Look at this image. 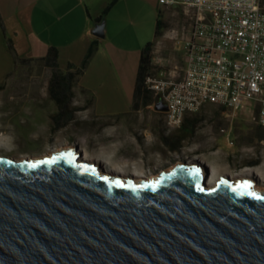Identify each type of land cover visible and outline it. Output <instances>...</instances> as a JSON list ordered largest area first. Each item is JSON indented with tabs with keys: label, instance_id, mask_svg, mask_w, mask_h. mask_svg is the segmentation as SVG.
I'll use <instances>...</instances> for the list:
<instances>
[{
	"label": "water",
	"instance_id": "water-1",
	"mask_svg": "<svg viewBox=\"0 0 264 264\" xmlns=\"http://www.w3.org/2000/svg\"><path fill=\"white\" fill-rule=\"evenodd\" d=\"M79 156L0 155V264H264V194L244 180L183 162L147 182Z\"/></svg>",
	"mask_w": 264,
	"mask_h": 264
},
{
	"label": "rangeland",
	"instance_id": "rangeland-1",
	"mask_svg": "<svg viewBox=\"0 0 264 264\" xmlns=\"http://www.w3.org/2000/svg\"><path fill=\"white\" fill-rule=\"evenodd\" d=\"M161 13L164 23L162 35L157 39L154 37L155 21L150 25L136 23L132 28L119 25L117 33L95 39L97 43L91 52L76 48L58 53L55 70L59 74H67L68 65L72 66V72H78L69 102L71 100L80 108L76 111V118L55 133L50 129V115L56 112V105L49 94L53 72L40 62L48 50L38 47L34 35L24 31L25 24L21 18L12 22L0 19L1 155L12 153L13 156L7 157L34 159L65 148L77 152L82 148L89 157L101 159L97 161L100 166L124 171L125 175L128 172L141 173L146 179L157 177L183 162L201 167L196 159L187 156L165 166L138 167L142 147L136 137L138 130L132 128L136 123L137 128L143 129L145 118L154 112L153 105L148 108L140 106L141 116L137 120L133 107L141 50L147 43L153 42L152 58L160 61V65H155V59L152 60L154 66L166 73L174 66L182 67L186 34L182 29L189 27L193 15L178 6H162ZM157 14L155 12V17ZM139 16L143 21L150 18L146 10H142ZM13 28L17 30L12 31ZM152 78L157 79L158 74ZM256 113L253 101L244 102L231 111L238 121H252ZM42 114L46 117L44 126L30 129ZM147 131L154 136L152 130L147 128ZM123 164H133L134 167H123ZM205 169H208L206 165ZM218 176L216 174L215 177ZM237 177L251 179L256 187L264 190V184L251 173Z\"/></svg>",
	"mask_w": 264,
	"mask_h": 264
},
{
	"label": "crops",
	"instance_id": "crops-1",
	"mask_svg": "<svg viewBox=\"0 0 264 264\" xmlns=\"http://www.w3.org/2000/svg\"><path fill=\"white\" fill-rule=\"evenodd\" d=\"M107 7V13L97 21ZM161 7L158 0H0V19L12 22L21 18L25 24L24 31L33 34L38 47L45 51L52 47L58 53L76 48L87 51L92 43H97L96 40L117 33L119 25L132 28L136 23L150 25L153 21L156 25L158 14L155 17V12H161ZM142 10L147 11L149 20L143 21L139 16ZM101 21L105 24L104 37L96 38L91 31ZM135 115L139 120V108L135 110ZM187 116L198 118V125L201 126L191 139L185 141L180 150H174L176 155L161 140L163 112L154 110L150 113L145 118L143 129L137 128L136 123L134 128L131 127L134 131L138 130L136 137L142 147L139 153L141 164L138 167L165 166L187 156L196 158L197 161L203 160L207 170L213 169L220 176L227 173L229 176L237 174L244 177L257 172L264 178V131L261 127L252 121H238L231 111L215 104H206L199 112L186 114L184 120ZM37 119V123L29 127L30 129L44 126L45 114ZM147 128L154 132V136ZM157 146L165 152L162 153ZM252 159L255 164L250 163ZM121 166L134 167L133 164Z\"/></svg>",
	"mask_w": 264,
	"mask_h": 264
},
{
	"label": "built area",
	"instance_id": "built-area-1",
	"mask_svg": "<svg viewBox=\"0 0 264 264\" xmlns=\"http://www.w3.org/2000/svg\"><path fill=\"white\" fill-rule=\"evenodd\" d=\"M158 4L193 13L189 27L182 29L183 66H174L169 73L161 69L157 79L146 82L167 107L163 112L167 130L178 128L186 114L197 113L206 104L233 111L253 101L257 113L252 122L264 131V0H158Z\"/></svg>",
	"mask_w": 264,
	"mask_h": 264
},
{
	"label": "trees",
	"instance_id": "trees-1",
	"mask_svg": "<svg viewBox=\"0 0 264 264\" xmlns=\"http://www.w3.org/2000/svg\"><path fill=\"white\" fill-rule=\"evenodd\" d=\"M108 8L109 7H107L103 11L101 17L98 18L97 21L102 19V17L107 13ZM163 23L164 20L162 18V13L159 12L155 25V39L159 38L162 35ZM94 44L95 43H92V45L90 46L89 52H91ZM153 47L154 43L149 42L143 47L140 53L136 83L133 93V107L135 110L140 108V106L147 107L149 105H155V103L159 102V98L156 97L146 85L147 80L154 77L159 72V69L154 66L152 62ZM57 58L58 52L55 48L52 47L48 50L46 56L40 59V62L49 67L53 72L49 83V94L56 105V112L50 115V129L54 133L60 128L69 125V121L72 118H76V111H78L80 108L79 106L73 105L71 100L69 102V95L75 83V74H77L78 72H72V66L68 65L69 71L67 72V74H59V72L55 70L57 66ZM92 122L95 123V120H92ZM198 122V118H195L194 116H187L180 127L173 131H167L165 124H163V127H161L160 130V134L164 146L172 150L173 155H176L177 153L174 152V150H180V148L185 144V141L187 139H191L194 136L195 131L201 126L198 125ZM157 147L158 150H161L162 153L165 152L164 149H161L160 146ZM1 151L2 149H0V155ZM6 154L7 156H13L11 155L12 153ZM250 163L255 164V160L252 159Z\"/></svg>",
	"mask_w": 264,
	"mask_h": 264
},
{
	"label": "bare ground",
	"instance_id": "bare-ground-1",
	"mask_svg": "<svg viewBox=\"0 0 264 264\" xmlns=\"http://www.w3.org/2000/svg\"><path fill=\"white\" fill-rule=\"evenodd\" d=\"M2 118V117H1ZM5 119V118H4ZM104 131V130H103ZM167 131H170V130H167ZM108 135V134H107ZM63 150V149H62ZM62 150H57L56 152H54V154H58V153H60V152H62ZM66 150V148L64 149V151ZM79 150V149H78ZM77 151V150H76ZM80 156H79V159L80 160H87V161H93V162H97L98 160L99 161H102L101 159H99V158H96V157H89L88 156V153L86 152V150H84V149H82V148H80ZM51 155H47V156H41V157H38V158H43V157H50ZM27 157V156H26ZM15 158V157H14ZM22 158V157H21ZM37 158H34L33 159V161H35ZM194 159H196V158H194ZM198 163H199V166H201L200 168H201V173L203 174V176L205 177V181H206V183H208V184H215L219 179H220V177L221 176H218L217 178L215 177L216 176V173L214 172V170L213 169H211V170H208V173H206V171H204V162H203V160H198ZM102 165V164H101ZM191 165V164H190ZM101 171L103 172H105V173H111V174H113V175H125L124 173V171H117V170H115V169H112V168H109V167H107V166H101ZM249 171V170H248ZM166 172H168V171H166ZM252 172V171H251ZM128 175H130V176H135V177H137V178H142L143 177V175L141 174V173H136V172H128ZM224 175H228L227 173H225ZM252 175H254L257 179H258V182L260 181L261 183H263L264 184V178H262V177H260L259 175H258V173L257 172H254V173H252ZM229 177H231V179H234V178H236L237 177V174H235V176H229ZM242 180V179H240V178H238L237 177V180ZM154 180H156V177H151V178H148V179H145V181H154ZM139 181H141V180H137V182H139ZM252 191L253 192H256L257 194H260V195H262V194H264V190L263 189H260L259 187H256V186H253V188H252Z\"/></svg>",
	"mask_w": 264,
	"mask_h": 264
},
{
	"label": "snow or ice",
	"instance_id": "snow-or-ice-1",
	"mask_svg": "<svg viewBox=\"0 0 264 264\" xmlns=\"http://www.w3.org/2000/svg\"><path fill=\"white\" fill-rule=\"evenodd\" d=\"M34 166H35V165H34ZM241 187H243V188H245V189H251L252 185H251L250 182L245 181V182L242 183ZM252 195H255V193H252ZM256 198H257V199H264V197H259V196H257Z\"/></svg>",
	"mask_w": 264,
	"mask_h": 264
},
{
	"label": "flooded vegetation",
	"instance_id": "flooded-vegetation-1",
	"mask_svg": "<svg viewBox=\"0 0 264 264\" xmlns=\"http://www.w3.org/2000/svg\"><path fill=\"white\" fill-rule=\"evenodd\" d=\"M243 180L244 181H248V182H250L252 184V186H255V182L253 180L247 179V178H244Z\"/></svg>",
	"mask_w": 264,
	"mask_h": 264
},
{
	"label": "clouds",
	"instance_id": "clouds-1",
	"mask_svg": "<svg viewBox=\"0 0 264 264\" xmlns=\"http://www.w3.org/2000/svg\"><path fill=\"white\" fill-rule=\"evenodd\" d=\"M229 176V175H228ZM234 179H237V177L236 178H234Z\"/></svg>",
	"mask_w": 264,
	"mask_h": 264
}]
</instances>
